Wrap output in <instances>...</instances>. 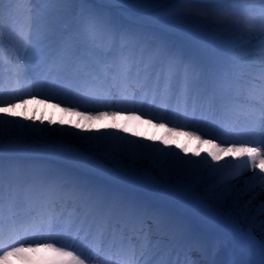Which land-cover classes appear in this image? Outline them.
<instances>
[{
    "label": "snow or ice",
    "instance_id": "snow-or-ice-1",
    "mask_svg": "<svg viewBox=\"0 0 264 264\" xmlns=\"http://www.w3.org/2000/svg\"><path fill=\"white\" fill-rule=\"evenodd\" d=\"M7 2L8 11L11 12L10 6L14 0ZM33 2L44 7L28 9L27 29H20L18 44L24 49L25 60L28 52L36 51L34 59H41L48 67L41 77H33L32 82L27 84L28 88L35 90L37 95L47 94L49 100L65 97L64 103L74 105L65 108L66 112H75L82 104L119 107L135 120L153 116L162 123L167 121L164 127H167L168 123H176L181 114L185 119L190 115L195 116V109L189 112L195 67L192 63L185 66L183 52L170 49L158 34L180 30L189 22L197 23L201 26V42L210 37L215 45L212 55L213 62L218 68L236 62V58L232 55L236 49L223 41L224 35L227 33H234L237 36L241 33L254 35L258 41L255 47L259 49V67L256 74L245 79L235 74L220 72L216 77L218 88L228 93L234 101H240L241 96L244 97V102L225 105V108L235 116V123L225 131L227 135L236 136L237 142L225 146L208 141L214 144V150L209 151L203 160L194 161L181 156L179 151L173 152L169 147H161L160 143L144 144L140 140H132L130 136H121L118 131L102 132L98 135H85L82 131L72 133L71 129H61L60 132L62 135L65 132L75 135L85 143L95 144L97 151H103L108 162L116 167V171L132 181L151 183L158 189L174 192L185 199L197 200L200 207L213 218L227 220L231 218L232 212L230 210L218 212L210 206L209 201L221 203L232 201L233 207H240L234 199L230 177L227 175L229 171L235 174L251 169L250 180H259L264 185V0H33ZM70 2L84 5L81 10L83 34L92 43L97 39L106 40L114 30L110 14L104 6H120L130 20H139L144 28L151 30L156 36L151 40L144 37L141 41L149 46L152 55L147 62L143 58L136 62L132 56L121 55L115 61L114 67H101L102 64L106 65L104 60L106 54L102 48H97L95 53L98 59L95 63L74 69L67 49L55 46L54 27L50 23H44L55 10V6ZM88 5L100 6L88 7ZM4 11L5 0H0V16H3ZM253 17L260 21L256 27L251 23ZM220 29H224V32L219 33L218 38L215 33ZM127 35L128 33H125V36ZM237 43L241 48L245 46L243 43ZM41 45H47L52 51L44 55L47 49L42 48ZM0 63H2V50H0ZM16 64L18 68L24 69L23 72L18 71L17 76L30 74L20 56L16 57ZM109 73L115 75L110 76ZM109 80L116 82L115 92L107 89ZM140 94H143L144 99L148 96L152 97L153 104L149 107H155L159 115H155L152 111L140 115L143 107L137 109L134 103ZM34 98L31 91L19 90L5 98L4 91L0 89V259L43 247L54 251L62 258L57 264H89L90 259H101L99 255L101 253L102 264H139L137 252L144 256L150 248L151 229L143 234L145 232L143 225L146 221L143 220L142 214L132 209H125L120 201L109 197L101 190L84 186L79 194L84 197L88 207L83 211L72 212L58 211L55 203L50 199V196L56 193L55 185L48 186L50 196L43 201L39 211L29 207L23 215H20L11 183L6 198L3 166L6 146L3 137L6 132L13 130L21 133L26 130L33 132L37 130L35 124L24 123L25 119L34 121V116L21 118L11 111L17 104L27 105L29 99ZM156 101H159L158 105ZM173 101H175L174 111ZM80 114L85 115V113ZM117 115L116 111H97L88 113L87 118L90 120L103 119L107 116L115 118ZM147 122L151 124L153 120L149 119ZM76 127L79 128V125ZM109 127L118 129L119 125L114 123ZM45 130L39 129L40 132ZM123 131L127 132L128 129L124 128ZM187 134L198 136V132ZM135 135L139 136V133ZM217 139L222 137L217 136ZM162 143L174 144L167 139ZM252 144L261 147H251ZM16 147L9 145L8 151H13ZM174 147L179 148V145L174 144ZM53 151L62 152V146L53 148ZM222 154L230 155L232 159L223 165L214 163L223 158ZM72 156L85 168H101L99 162L90 155L72 154ZM130 156L147 159L153 165H159L162 160L167 162L171 158V164L167 168L162 166L159 168L160 177H167L169 183L165 185L156 177L141 176L137 170L126 164ZM201 164L205 165L209 176L224 177L218 187L206 186L209 182L199 171ZM257 169L259 172L256 171ZM201 187L204 188V199L197 195ZM117 210L126 211L130 218H134L140 225L139 230L143 235L134 243L131 239L126 240L123 233L113 231L112 245H115L117 240L120 245L118 251L114 253L110 249L106 250L104 245L108 231L106 219ZM259 211L264 215V205H261ZM156 223L158 226H168L173 236L182 233L180 225H169L162 216L156 218ZM261 227H264V223ZM144 264H151V261L145 259ZM160 264H170V262L161 260Z\"/></svg>",
    "mask_w": 264,
    "mask_h": 264
},
{
    "label": "rangeland",
    "instance_id": "rangeland-1",
    "mask_svg": "<svg viewBox=\"0 0 264 264\" xmlns=\"http://www.w3.org/2000/svg\"><path fill=\"white\" fill-rule=\"evenodd\" d=\"M6 4L7 3L5 0V11L3 16H0V50H2V63H0V89L4 91L5 98H7L10 93H14L17 90L24 92L31 91L35 98L29 99L27 105L17 104L16 108L11 109V111L14 115H17L21 118L34 116V121L25 119L24 123L35 124L37 126V130L35 132H33L32 130H26L23 133L17 130L6 132L3 137V142L6 146V150H8L9 145H16L17 147L13 150L15 152L17 151L19 153L26 154L37 153L42 155H48L56 158L57 160H63L67 162V164L73 166L75 172H79L77 173L78 179L82 177L80 173L90 177L95 176V178L99 179V182H90L87 187L89 189L101 190L107 193L109 197L115 198L116 200L120 201L123 206H127L129 204L131 205V207H133H129V209L135 210L136 212L142 214L143 220L146 221V223L143 225L145 230L144 234L147 233L148 229H151V245L144 255V258L150 260L151 264H160L161 260H167L170 262V264H198V262H201V264H213V256L215 255V252H212L216 246L220 248V252H223L225 249H228V253H231L233 249L232 246H228V242H222L221 237L226 235L224 227L227 224L236 223L242 226V223L239 222L238 214H232L231 218L227 220L213 218L200 207L198 201L195 199H185L174 192L158 189L157 187H154L151 183H145L143 181H132L128 177L116 171V167L112 163L108 162L103 151H97L95 144L85 143L84 141L80 140L79 137L68 134L67 132L62 135L60 130L71 129L72 133L82 131L85 135H98L102 132L118 131L121 136H130L132 140H140L144 144L160 143L161 147H169L172 149L173 152L179 151L181 156H185L194 161L203 160V158L207 155L209 151L214 150V144L208 143V141L211 140L214 141L216 144H223L225 146H228L233 142H237L238 138L236 136L226 134L225 130L227 128L224 127V129L219 130L218 125L212 124L214 120L220 119L223 111L226 114L223 115L225 116L223 120L227 121L229 117L232 116V114L225 108V105L234 102V100L228 93L218 88L216 83V77L220 72H227L230 75L235 74L236 76L245 79L256 74V70L259 67V49L255 47V45L258 43V41L255 39V36H249L243 33H241L240 36H237L234 33H227L226 35H224L222 37L223 41L236 49V51L232 53V55L236 58V62L234 64H229L227 66L219 68L213 62L214 57L212 53L215 49V45L212 43L211 38L209 37L203 41L202 44L205 47V54L203 60L198 59L199 61H194L193 63L195 67V74L197 73V77H199L196 80L194 79V86L192 85V95L189 107V111L192 110V108L197 110V116H200V114H204L203 116H208L204 122H196V124H200L197 125L198 130L193 132H198V138L197 135H188L187 133H189L190 131L187 128H178L176 126V129L175 125L173 126V128L175 130L179 129V134H175L171 131L168 132L163 127L164 122L162 123L161 121L154 119L153 116H147L143 120H135L130 118V115L128 113L124 112L123 110H120L119 107L113 108L105 105L93 104H82L81 106H79L77 111L66 112L65 108L74 107V105L64 103L63 100L65 99V97L62 96L60 99L49 100L47 94L37 95L35 90L27 87V84H30L32 82L33 77H41L42 73L46 72L48 65L42 63L41 59H34L36 51L28 52L27 59L25 60L24 49L19 46L17 37L21 28H24L25 30L27 29V23L29 18L28 9L43 8L44 5H37L33 2V0H29L25 11L21 10L20 13H17L16 17L18 23L15 24V26H20L18 27L19 29L8 32L6 31L8 28L7 26L12 21L10 19V12L8 11L9 5ZM18 4H21V2L18 1L17 4H11V9L14 10V8L18 7ZM195 6L200 7L201 5ZM223 6L227 7L228 5ZM56 7L57 6H55V10L52 11L51 14L45 19L44 23L56 24V22H58L59 13L57 10L59 9V7L58 9H56ZM123 15H125V17L130 20L128 14L123 13ZM136 22L140 21L137 20ZM119 23L120 22H112L114 30L108 35L106 40L102 41L100 39H97L95 43H92L91 40H86L91 52L95 53V49L102 48L104 53L106 54L104 57L106 65L102 64L101 67H111L110 65L113 59L115 60L116 57L118 58L117 46L119 45H121V48H124V51L126 52V54H128V56H136V62H139L142 58L146 60L152 55L149 46L146 45L142 46V48H138V46H135L133 47L134 50H131V47H129V45L125 44L124 42L126 36L125 33L123 32L122 34L121 30L119 29ZM251 23L254 27H256L259 25L260 21L257 18L253 17L251 19ZM221 32H224V29H220L218 32L215 33V35L219 38V33ZM174 33H183L188 35L191 34V36H195L201 41V26L195 22L187 23L182 29L172 31L170 35L172 36ZM55 36V46L60 49H67L70 58L74 59V52L76 54V51L73 50L75 49V47L73 48L72 45L73 42H71V44H65V42H61L60 36L58 34H55ZM159 36L162 37L163 42L170 48L171 38L164 35ZM241 36L243 37L242 41ZM237 42L243 43L245 46L241 48L239 46V43ZM174 44L182 52L186 48L193 51L194 54L195 52H197V47L193 46L190 43L175 41ZM125 45H127V47H125ZM41 47L47 49L44 55H47L52 51V49L48 48L47 45H41ZM87 50L88 48H83L80 53L84 54ZM17 56H20L21 60L24 61L26 69L30 73L28 76L16 75L18 71H24V69L18 68L16 64ZM106 87L107 89L114 91L115 88L117 89V84L114 80H109ZM212 87L216 89L218 93L225 95L223 101L221 102L223 105L221 109L218 107V104H215L211 101L212 99L210 97L214 98V93L211 91ZM42 91L46 92L47 90ZM240 102H244L243 96H241ZM134 103L135 106L138 107V109L143 107V112L152 111L155 115L160 114L159 112L155 111V107H149V105L153 104L151 96H148L147 99H144L143 94H140L138 98L134 101ZM155 103L158 105L159 101H156ZM172 105V110L174 111L175 101L172 102ZM97 111H116L118 115L115 118H113L112 116H107L103 119L91 120L87 118L88 113H95ZM182 111L183 110L181 109V113ZM80 113H85V115L82 116ZM140 115L143 116V113H140ZM149 119H152L153 123L149 124L147 122ZM183 120L186 122L190 119H185L181 114L179 121ZM50 121L53 123H49ZM114 123L119 125L118 129H112L109 127ZM76 125H79V128H77ZM157 125L160 126L158 127ZM124 128H127L128 131L124 132ZM39 129L46 130L44 132H40ZM54 129L56 131H53ZM208 131L213 133V135H216V137L224 135L225 138L215 140L213 137L210 136L201 137L199 135V133H206ZM135 133H139V136H136ZM165 139L174 142V144H178L179 148H175L174 144L164 145L162 141ZM61 146L63 149L62 152L53 151V148H59ZM251 147H259V145H251ZM185 149L186 151H184ZM197 153H199V155H197ZM72 154H83L85 156L90 155L99 162L101 168L95 170L91 168H85L76 159H73ZM222 156L223 158L220 161L214 163H219L223 165L226 161L232 159L230 155L222 154ZM20 158L21 157L19 155L15 156V158L9 162H11L21 174V172L24 170V161L22 160L25 159ZM208 159L210 160L211 157L209 156ZM126 164L130 165L131 168L137 170L138 173L143 177H156L158 180H160V183L162 184L167 185L169 183L167 177H160L159 168L161 166L167 168L169 164H171V158H169L167 162L162 160L159 165H153L147 159H142L138 156H130L126 161ZM199 171L208 180L209 183L208 185H206L208 187H218L224 178L209 176L206 171V167L203 164L199 166ZM64 173H68V171H64ZM227 175L230 177L231 182L233 180V176L230 175L229 172L227 173ZM113 180L122 181L126 183L125 185H127V188H123L118 184H115L116 188L111 187V183H113L111 181ZM172 183H174V181ZM25 184L26 183H24L23 186H25ZM32 184L42 185L43 181H40V183L34 182ZM57 184H60L61 186L62 183L58 182ZM62 186L63 188H77L76 184H72L69 186L65 184ZM142 187L146 188L149 193H142ZM82 189L83 187L81 185L80 190ZM235 189L236 187L232 188V192L234 195L236 191ZM5 191H8V189H5ZM13 193L15 195V198L20 197L18 194L19 192ZM197 195L200 196L202 199L205 198L203 187L199 189ZM241 196L244 197L246 195ZM30 198L26 200L27 203L21 202L20 198L17 199V210L20 215V210H22L21 208L27 207L26 205H29L31 203ZM83 198V196L82 198H80L79 205L75 206L76 209H70V207L66 208V204L62 205V203L59 206L56 205V208L58 211H83L86 207H88L86 200ZM129 198L131 203L128 202ZM229 202L230 201H228L227 203H222L224 211L229 210ZM209 203L210 206L214 208L216 204L220 205L221 202L209 201ZM160 204L163 209H159L157 211L154 206H159ZM30 207L35 210H40L41 208L40 206L36 207L34 205ZM28 208L25 211H27ZM118 212H120V214L125 215L124 211L117 210L106 219L108 231L106 233L105 244L112 242V232H119L123 228V226L125 228H140V225L135 221L134 218L129 217L128 221H123V217L118 218ZM173 212H176L175 218L173 217ZM185 215L188 217V219H196L195 222L198 224H202L203 227H205V230L207 229L215 231V236L211 239L208 237L212 236L196 237L200 233L195 232L194 229L187 227L186 224H188V219L187 221H181L182 216ZM158 216L164 217L165 220L169 222V225H180L182 228V233L173 236L168 226H158L156 223V218ZM124 218H127V216H125ZM251 226V224H248L247 229H249V227ZM185 228H188L191 231L190 237L192 236L191 238L194 239L192 241V245L182 243V240L188 237V231L186 232ZM234 229L235 228L231 229L227 233L232 232ZM165 234L167 235L164 236ZM200 235H203V233H201ZM132 237L133 236H131V239ZM241 242H243V240H241ZM137 253H139V251ZM234 255H232L231 257H233ZM139 258H141L140 253L137 257L138 261ZM60 259L62 258L59 257L58 254L54 251L41 247L36 250H29L22 254L8 257L7 259H0V264H57ZM204 259H207V261H205ZM89 264L101 263L99 262V260L96 261L95 259H90ZM139 264H144V261L142 262L140 260Z\"/></svg>",
    "mask_w": 264,
    "mask_h": 264
},
{
    "label": "trees",
    "instance_id": "trees-1",
    "mask_svg": "<svg viewBox=\"0 0 264 264\" xmlns=\"http://www.w3.org/2000/svg\"><path fill=\"white\" fill-rule=\"evenodd\" d=\"M18 1L21 2V4H18V7H16L12 12H10V19H11V23L8 24V28L9 26L13 27L16 29L15 24H17L18 20H17V13H20L21 10L25 11V8L27 7V4L29 2V0H14L13 3H17ZM6 5H8V2L6 0ZM24 4V5H23ZM100 5H88V7H99ZM59 7V9H58ZM84 7V5L80 4V3H67V4H63V5H57L56 9H58V22H56V24L52 23L51 25L54 27L55 29V34L60 36L61 42H65L66 43H70L74 41V39H82L86 42V37L83 34V18L81 16V10ZM105 10L110 14V18L112 20V22H115L117 20H122V18L120 17L118 10L119 7L118 5H105ZM64 10V11H63ZM126 30L124 31V33H128V35L126 36V38L124 39L125 44L129 45V47H131V50H134L133 47H137L138 48H142V46H145L146 43H142L141 41L143 40L144 37H155L152 33V31L150 32H139L140 29L135 26L132 25L130 22H126ZM108 37V36H107ZM195 38V37H194ZM73 44V43H72ZM118 47V52H117V56H121L124 55L125 51L123 49V47L121 48V45L117 46ZM95 58L97 59V55H95ZM83 59V58H82ZM118 59V58H117ZM84 60H86L84 58ZM84 60H83V64H84ZM88 62L89 63H94L90 57H88ZM71 61L73 62V58H71ZM80 66V65H77ZM5 154H9V155H24L26 158V168H25V176L24 179H26L27 181H32L33 179H36V175L39 172H42L43 170H46L45 172H47L50 176L56 175L59 176L60 178H64L67 179V181H71L73 179H75V176L77 173H79L78 171L75 172V169L73 168V166L67 164V162L63 161V160H57L55 158H50L48 155H42V154H26V153H19V152H8V150H5ZM49 158L51 160H49ZM52 161V162H50ZM46 162H50V165H47ZM3 166H4V187L5 189L9 190V184L11 183V189H17V187H19L20 185V181L22 180V176L18 170H16V168L13 166V164H11V162H8L7 160L3 159ZM95 170V169H94ZM64 171H68V173H64ZM80 175L84 176V180L85 179H90L93 181H97L98 179L94 177H90V176H86L85 174L80 173ZM119 180V179H118ZM121 184H126L122 181H118ZM49 185H55L56 187V183L55 180H50L47 182V185L44 189H29V188H25L24 189V195H27V193H34L35 195L39 196V198H41L43 201L46 198H49L50 194L48 192V186ZM57 188V187H56ZM7 193L8 191H5V195L7 197ZM80 191H72L70 192V190H67L65 192L60 193L59 196H61L59 199L62 200L65 197V194H70L72 196L75 195V197L77 198L80 194ZM50 199L53 201V199L50 196ZM67 201H69V198H67ZM70 202L71 203H77L78 201L75 200L73 197L70 198ZM64 203H66V200L64 199Z\"/></svg>",
    "mask_w": 264,
    "mask_h": 264
},
{
    "label": "bare ground",
    "instance_id": "bare-ground-1",
    "mask_svg": "<svg viewBox=\"0 0 264 264\" xmlns=\"http://www.w3.org/2000/svg\"><path fill=\"white\" fill-rule=\"evenodd\" d=\"M136 108L138 109V107ZM119 109L122 110L121 108ZM140 113L144 112L142 111ZM164 123H167V121H164ZM174 125L175 128L176 126L180 128V126L174 123H168L167 127H163L168 132L171 131L175 134H179L180 130H175L173 128ZM256 171L259 172V169ZM229 174L233 176V180L230 182L231 188L236 187L234 199L240 207H233L232 201L228 203V206L230 207L229 210L232 214H238L239 222L242 223V226L236 223H229L227 224V227H224L226 235H224L222 239L223 241L228 242L233 249L231 253H228L227 251L218 253L216 259L219 264H226L227 262L228 264H264V227H261L262 223H264V215H261L259 211L261 205H264V185H262L259 180H250V177L252 176L251 169L247 172L235 174L229 171ZM241 195L246 196L242 197ZM214 209L218 212L224 211L222 203H220V205L216 204ZM248 224L252 225L249 229H247ZM231 227L237 229L233 230L232 233H227L229 231L227 229H230ZM246 236L250 237L252 245H250V242L248 241L244 243L240 241V239H243ZM216 251H218V249ZM232 255L234 256L231 257Z\"/></svg>",
    "mask_w": 264,
    "mask_h": 264
}]
</instances>
